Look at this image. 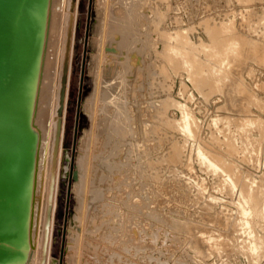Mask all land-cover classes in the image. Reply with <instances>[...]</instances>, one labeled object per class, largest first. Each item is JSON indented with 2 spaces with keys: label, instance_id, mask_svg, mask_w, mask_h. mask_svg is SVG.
<instances>
[{
  "label": "rangeland",
  "instance_id": "obj_1",
  "mask_svg": "<svg viewBox=\"0 0 264 264\" xmlns=\"http://www.w3.org/2000/svg\"><path fill=\"white\" fill-rule=\"evenodd\" d=\"M75 22L49 264H264V0H78Z\"/></svg>",
  "mask_w": 264,
  "mask_h": 264
},
{
  "label": "bare ground",
  "instance_id": "obj_2",
  "mask_svg": "<svg viewBox=\"0 0 264 264\" xmlns=\"http://www.w3.org/2000/svg\"><path fill=\"white\" fill-rule=\"evenodd\" d=\"M13 1H14V5L11 4L13 7V11L9 15V17H7V19H5V21H3V20L0 21L1 27L4 25V23L7 25L5 32L7 33L8 37L6 36V39L2 41L1 48L5 54L3 56H5L6 68H8L11 71V72L9 71L11 73V74H9V78L3 80L1 82L2 84L0 85V113H2V116H3L1 118V115H0V130L3 127H5L8 123H12L11 125H15L14 127H11L12 128V130L10 131L11 133H6L5 136H3V138H2L3 143L6 140L12 141V140H14L15 136H20V134H22L21 133L22 130H21L20 125L23 124L22 126L26 130L25 135L27 136V138L25 137L24 140L27 141L28 143L24 144L22 146L24 153L15 152V153L11 154L12 150L9 151L10 155L8 156L6 161L3 163V168H5V170H7V173H6V176L4 178L2 177L0 179V237L3 238V239L0 238V264H49V261L52 260V258H53V257L52 258L50 257L49 250H50V246H51L53 214L55 211V204H56L55 192L57 189L56 187H57V182H58L57 181L58 170H59V167L61 165V159H62V154H63V141H64V134H65V116H66V111H67L66 108H67L68 93H69V86H70V77H71L70 74L72 72L70 59H71L72 49H73L74 27H75V23H76L75 21L77 18V12H78V0H45L43 10H41V8L39 7L40 5L38 4V1H36V0L35 1L34 0H13ZM107 2L108 1H106V3ZM107 6L109 8L110 4ZM126 8H128V7H126ZM109 10L111 11V8ZM128 10H129V8H128ZM108 11H107V13H108ZM110 11H109V13L112 12V11L111 12ZM127 12H130V11H127V9H126V13ZM102 13H104V12H102ZM111 14H114V13L112 12ZM111 14H110V17H111ZM104 15H105V13H104ZM112 18H113V16H112ZM104 20H106V16L103 19V22H104ZM112 20L113 19H111L110 21L112 22ZM107 21H109V20L107 19ZM110 21H109V24H110V26H112L113 23H110ZM123 21H125V20H123ZM125 23L126 22H123L124 27H125ZM102 24H104V23H102ZM110 26H108V28ZM112 27H114V26H112ZM116 27H117V25H116ZM98 29H99V27H98ZM123 29L121 31L124 32L126 30V27H125V30H123ZM106 31H107V29H106ZM128 31H129V29H128ZM99 32H101V31H99ZM101 33H103V32H101ZM105 34L106 35L109 34V30H108V33H105ZM138 34H139V32H138ZM172 34H173V32H172ZM123 35H124V33H123ZM168 36H167V38H168ZM137 37H138V35H137ZM137 37H136V40L138 39ZM0 38H1V36H0ZM102 38H103V36H102ZM174 39H176V38H174ZM116 40H117V38H116ZM136 40H135V42H136ZM137 41H139V39ZM112 42H113V40H112ZM105 43L106 42L104 41V44ZM113 43L116 44L117 41H116V43L115 42H113ZM109 44H111V43H109ZM114 44H112V45H114ZM136 46H137V44H136ZM125 47H126V45H125ZM116 48L117 47H115V45H114L113 51H115ZM128 48L129 47H127V50H128ZM111 50L112 49H110V51ZM132 50L133 49H130L129 53H131ZM103 51H104V49H103ZM108 51H104V52H108ZM139 52H140V49H139ZM115 53H117V52H115ZM120 53H121V51H120ZM108 55H110V54H108ZM123 55H124V53H123ZM103 56H105V55L103 54ZM111 56H112V54H111ZM138 56H137V58L139 59ZM99 57H100V55H99ZM112 57H114V55ZM141 57H142V54H141ZM107 58L105 57V60ZM109 58H111V57L109 56ZM126 59H127V56L124 59V61ZM128 60H129V56H128ZM107 61H109V59L106 60L105 62L107 63ZM65 62H67L68 66H67V71H66V81L64 84V86H65L64 102L62 104V106H63L62 112H61V114H59L57 110H58V107L60 106L59 94H60V89L63 85L62 74H63V66H64ZM119 62H122V61H119ZM126 62L127 61H125V63L122 62V66H123V64L125 65ZM129 62H130V60H129ZM106 63L104 65H106ZM111 63H112V61H111ZM101 64L102 63H100V65ZM112 65H114V63ZM130 65H132V63H130ZM101 67L102 66H100V70H101ZM137 68H139V67H137ZM123 69L125 71L127 70L126 68H123ZM128 69L130 70L131 67H129ZM132 69H134V68H132ZM120 71L118 70V72H120ZM99 72H101V71H99ZM129 72L126 74L128 75ZM138 72H139V70H138ZM110 73H111V71H110ZM121 73H119V74H121ZM118 76H116V77H118ZM122 77H124V76H122ZM124 79H127L125 81H128V78H124ZM124 79L122 78V80H124ZM106 80H108V79H106ZM116 80H117V78H116ZM121 81H118V83L115 82V83H117V86H118V84L122 83ZM108 82H109V80H108ZM99 85H100V81H99ZM125 85L127 86V84H125ZM108 86L109 85H107V87ZM110 87H111V84H110ZM114 87H116L115 84L111 88L114 89ZM104 89H105V87H104ZM104 89H102V91L99 89V92L100 91L104 92ZM114 90H116V89H114ZM125 92L126 91H124L123 94H127V92L126 93ZM111 93H112V91H111ZM115 93H116V91H115ZM119 93H121V92H118V95H119ZM123 94H122V96H124ZM99 96H100V94H99ZM100 97H99V99H100ZM127 97L128 96H126V98ZM105 100H106V98H105ZM113 100H111V101H113ZM104 101H102V102H104ZM118 101L120 102V100H118ZM125 102L120 103V105L123 103L125 105ZM96 103H98V102H96ZM113 103H115V102H113ZM118 103H117V105H119ZM88 106H89V104H88ZM102 106L105 107V105H102ZM100 107L101 106H99V108ZM110 107H113V105ZM90 108H91V105H90ZM122 108L125 111L128 110V109L126 110L124 108V106L121 107V110H122ZM118 109H119V106H118ZM100 110H103V109H100ZM104 110H103V112H104ZM106 110H105V112L109 113ZM112 110H110V111H112ZM114 110H116V109H114ZM121 112H123V111H121ZM116 114L117 113H115V116H116ZM119 114H121V113H119ZM119 114H118V118H119ZM59 116L61 117L62 123H61V130H60L59 137H58V148H55L56 123H57V117H59ZM123 116H125V115H123ZM121 117H122V114H121ZM105 118H107V117L105 116ZM116 118L117 117H115V119ZM93 119H95V118H93ZM190 119H191L190 115L185 112L183 114V118H182L183 127L189 129ZM21 120H22V122L20 123ZM98 120H100V119L98 118ZM104 120L107 121L106 119H104ZM126 120H128V119H126ZM114 121L115 120L113 118V123H114ZM110 122H111V120H110ZM110 122L108 121V123H110ZM115 123H117V122H115ZM119 123H120V121H119ZM110 124L112 125V123H110ZM110 124H108V127L110 126ZM121 124H123V122H121ZM96 126H98V125H96ZM117 126H118V124H117ZM117 126H116V128H117ZM127 126H128V124H127ZM118 128H119V130L126 129V128H124V126L121 129H120V126ZM103 130H104V127H103ZM108 130H106V131H108ZM97 131H102V130L97 129ZM122 131L123 130H121V132ZM103 133H105V132H103ZM122 133H126V132L123 131ZM88 134H89V132H88ZM107 134H108V132H107ZM107 134H106V136L108 137ZM117 134H119V131H117ZM124 135L126 136V134H124ZM95 138H97V136H95L94 139ZM103 138H100V139H103ZM120 138H121V136H120ZM122 138H123V136H122ZM86 139H88V138H86ZM96 140H94V142ZM105 140H107V139H105ZM247 140H249V139H247ZM251 140H253V139H251ZM99 141H98V143L102 142V141L101 142H99ZM101 145H102V143H101ZM104 146H105V144H104ZM260 146H258V147H260ZM93 147H94V145H93ZM95 147H94V149H95ZM97 147L99 148V146H97ZM249 147H250V144H249ZM253 147H254V145H253ZM3 148H4V144L1 145L0 150ZM90 148H91V146H90ZM85 150L87 151V149H85ZM85 150H83V151L85 152ZM260 151H261V149H260ZM94 152L96 153V149ZM88 154H90V153H88ZM96 154L98 155V152ZM252 154H254V153H252ZM86 155H84L85 158H87ZM90 155H92V154H90ZM255 155H257V154H255ZM93 157H95V156H93ZM82 158L84 159V157H82ZM82 158L79 161L82 163L83 162L85 163V160L83 161ZM117 165H119V164L117 163ZM83 166L84 165H82V170L79 167V168H77L78 170L76 169V171L74 172V175H73L74 181L76 180L80 183L81 182L80 179L84 178L83 177L84 175H81L82 171H84ZM90 167L92 168L91 165H90ZM26 169H28V173H29L28 179L25 176H23V173ZM85 169H86V167H85ZM219 169H221V167H219ZM94 170H97L96 167ZM88 171L90 172V170H88ZM93 172H95V171H93ZM22 176L24 178L23 180H22ZM247 180H249V179L247 178ZM82 182L84 184V181H82ZM231 182H233V179ZM225 183H226V181H225ZM76 184H75V186H76ZM232 186L234 187L235 185L232 183ZM80 187L81 186L79 185L78 188H80ZM81 188H83V187H81ZM250 188L252 189L251 186H250ZM80 192H82V191L80 190ZM255 194L256 193H253L252 190L248 191L247 192L248 196H246L245 203L248 201L252 202L253 205L255 206L256 210H257V213H258L257 196ZM261 207H262V210H264V205H262ZM243 213H244V215L249 214V210H247L245 207H243ZM254 213H256V212H254ZM73 223H75V222H73ZM246 224L249 228L250 225H248V222L245 223V225ZM81 230H82V228H81ZM251 230L249 231V233L251 234V236H253L254 233H252ZM244 231H246V230H244ZM76 232H78L77 229H76ZM247 233H248V231H247ZM71 237L75 238L72 235H71ZM246 238L248 239V237H246ZM5 240H9V241L7 242ZM211 240H213V237L209 238V241H211ZM262 240H263L262 237L251 238L250 242L248 241L249 245L247 244L248 248L251 251H253L254 253H256V251L262 250L263 249ZM10 241H12V242H10ZM240 241H241V239H240ZM13 242L16 244H14ZM214 242H215V240L213 241V244H214ZM242 242H243V239H242ZM73 243L75 244V241ZM70 246L73 247L72 245H70ZM53 260H54V258H53ZM51 262H53V261H51Z\"/></svg>",
  "mask_w": 264,
  "mask_h": 264
},
{
  "label": "water",
  "instance_id": "obj_3",
  "mask_svg": "<svg viewBox=\"0 0 264 264\" xmlns=\"http://www.w3.org/2000/svg\"><path fill=\"white\" fill-rule=\"evenodd\" d=\"M35 1V0H34ZM38 1V4L40 5L39 7L41 8V10H43V7H44V4H45V0H36ZM14 5V1L13 0H0V21L3 20L5 21V19H7V17H9V15L11 14V12L13 11V7L12 5ZM1 23V22H0ZM4 23V22H3ZM7 28V25L4 23V25L1 27L0 25V85L2 84L1 82L5 79H8L9 78V74H11L10 70L8 68H6V64H5V55L2 48H1V43L3 40L6 39V36H7V33L5 32ZM8 37V36H7ZM67 62L64 63V66H63V74H62V82H63V85L60 89V94H59V103H60V106L58 107V113L61 114L62 112V109H63V102H64V93H65V81H66V71H67ZM10 71V72H9ZM1 115V118L3 117L2 116V113H0ZM22 122V120L20 121V123ZM61 117H57V123H56V139H55V148H58V137H59V133H60V130H61ZM12 123H8L5 127H3L1 130H0V147L1 145L4 144V148L0 150V179L3 177L6 176V173H7V170H5V168H3V163L6 161V159L8 158V156L10 155L9 151L12 150L11 154L12 153H15V152H21V153H24L23 152V145L24 144H27L28 142L24 140V138L27 136L25 135L26 133V130L23 128V124L20 125L21 127V133L20 136H15L14 137V140L12 141H2V138L3 136H5L6 133H11L10 131L12 130L11 127H14L15 125H11ZM24 133V134H23ZM2 141V142H1ZM56 150V149H55ZM23 176H25L27 179L29 178V173H28V169H26L23 173ZM22 176V180L24 179ZM1 239H3L2 237H0ZM5 241H9V240H5ZM12 242V241H10ZM14 243V242H13ZM16 244V243H14Z\"/></svg>",
  "mask_w": 264,
  "mask_h": 264
}]
</instances>
